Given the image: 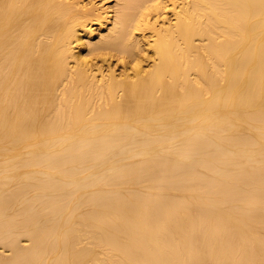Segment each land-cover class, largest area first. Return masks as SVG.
<instances>
[{
    "label": "bare ground",
    "instance_id": "6f19581e",
    "mask_svg": "<svg viewBox=\"0 0 264 264\" xmlns=\"http://www.w3.org/2000/svg\"><path fill=\"white\" fill-rule=\"evenodd\" d=\"M80 1L0 0V264H264V0Z\"/></svg>",
    "mask_w": 264,
    "mask_h": 264
},
{
    "label": "rangeland",
    "instance_id": "374dc122",
    "mask_svg": "<svg viewBox=\"0 0 264 264\" xmlns=\"http://www.w3.org/2000/svg\"><path fill=\"white\" fill-rule=\"evenodd\" d=\"M67 1H69V0H67ZM80 2L83 4L82 5L80 4V8L78 7V9L81 10V7H82V8H84V10H87V9H91L93 7L95 9L94 11L97 12V14L94 12L97 16L95 14H94V16H92V17H97V19H95V18L91 19V17H90V19H87V22H86L87 29L90 28L91 30H94V32L92 34L93 36L98 34L99 28L104 29L111 24L110 18H112L114 15L113 10L115 8L116 0H81ZM106 11H108V12H106ZM98 14L103 15V16H99ZM145 35L149 36L150 33L146 32ZM76 46H77L76 43H74L72 45V48L74 49L73 53H75V56L78 55V52L80 51V49L76 48ZM84 49L82 51H84V54H85L86 52ZM91 58L92 57H89V56L87 57V60L90 61V64L93 65L95 62L96 63L99 62L98 65L103 64L100 61H97V59L92 60ZM144 64H146V63H144ZM108 65H111L113 68H115L117 73L121 72L122 68H123L122 64L119 63L117 57L110 59L108 64L104 65V69H106V67ZM131 65H133V64L130 63L129 66L132 67Z\"/></svg>",
    "mask_w": 264,
    "mask_h": 264
}]
</instances>
